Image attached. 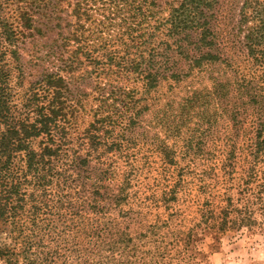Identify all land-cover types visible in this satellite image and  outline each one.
<instances>
[{
    "label": "rangeland",
    "instance_id": "rangeland-1",
    "mask_svg": "<svg viewBox=\"0 0 264 264\" xmlns=\"http://www.w3.org/2000/svg\"><path fill=\"white\" fill-rule=\"evenodd\" d=\"M181 1L84 3L92 50L131 63L107 79L86 63L69 72L70 177L61 188L30 180L20 221L0 229V264H264V0H202L194 23L172 30ZM75 2L8 48L19 107L43 75H65ZM112 87L132 94L113 101L120 146H85L79 134Z\"/></svg>",
    "mask_w": 264,
    "mask_h": 264
},
{
    "label": "trees",
    "instance_id": "trees-1",
    "mask_svg": "<svg viewBox=\"0 0 264 264\" xmlns=\"http://www.w3.org/2000/svg\"><path fill=\"white\" fill-rule=\"evenodd\" d=\"M88 1L76 0L72 13L77 29L70 34V38H63L65 47L69 39H74L78 44L70 51L69 57L61 59L65 75L60 72L43 75L38 80L36 93L32 92L19 107L13 102L4 56L7 51L16 56V50L8 49L16 42L42 34V26L49 27L54 20L53 13L60 0H16L14 3L12 0H0V229L8 223L20 221V210L26 204V198L33 196V192H28L31 179L40 187L46 182H54L56 188H61L68 182L69 166L64 159L71 141V127L78 112L77 103L72 101L74 81L69 72L86 63L92 68L85 75L91 76L96 72L97 77L107 79L112 68L118 71L131 63L125 57L118 58L101 44L96 47L104 49L102 57L94 54L97 48L92 50L90 43L86 42L89 37L81 33L86 22H92L93 14L84 8V3ZM201 1L182 0L172 10L171 29L194 23L191 19L193 11L189 9L198 10ZM102 93L93 122L79 135L85 146H120L116 140L118 134L112 132L117 119L112 120L111 115L119 112L113 101L121 102L124 96L132 94L121 87L110 88L109 95ZM102 104L104 109L100 108ZM110 107L112 111L108 112ZM80 162L83 164V160ZM32 187V190H36L39 186ZM262 212L264 216V207Z\"/></svg>",
    "mask_w": 264,
    "mask_h": 264
}]
</instances>
